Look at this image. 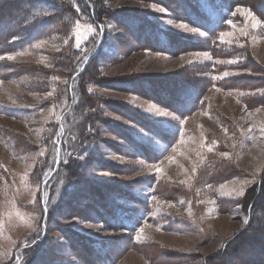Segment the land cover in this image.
Listing matches in <instances>:
<instances>
[{"label":"rangeland","instance_id":"obj_1","mask_svg":"<svg viewBox=\"0 0 264 264\" xmlns=\"http://www.w3.org/2000/svg\"><path fill=\"white\" fill-rule=\"evenodd\" d=\"M237 8L264 23V0H0V264H264V28Z\"/></svg>","mask_w":264,"mask_h":264},{"label":"snow or ice","instance_id":"obj_2","mask_svg":"<svg viewBox=\"0 0 264 264\" xmlns=\"http://www.w3.org/2000/svg\"><path fill=\"white\" fill-rule=\"evenodd\" d=\"M201 3H202V4H207V3H208V0H201ZM77 10H79V9H77ZM156 10H157V11H160V12L165 11V9H163V8H157ZM236 11H237V12H241V13H246V17H252L251 12H249V11H247V10H245V9L237 8ZM252 20H253V23H252V27H253V28H264V23H261L260 20L255 19V17H252ZM167 23H172V21L169 19V20L167 21ZM175 26H176L177 28L184 27L188 32H193V33H194V32H197V31H198V26H197V27H187L186 25H182V24H176ZM77 27H79V22L77 23ZM89 31H94V30L90 28ZM204 34H205L204 32H200V35H201V36H203ZM242 34H245V33H242ZM95 35H96V36H100V37H102V36H103V27H101V29H100L99 32H95ZM224 35H226V33H221V37H223ZM80 46H81L80 36H79V34H77V36H76V47H77V48H80ZM204 55H205V57H207V58H209V59L211 58V57H208V54H207V53H204ZM7 58H8V59H12L11 56H9V57H7ZM0 59H4V57H0ZM181 59H183V57H181ZM233 62H234L233 60H228V61H227V63H229V64H231V63H233ZM227 75H228V73L225 72V73H224V76H227ZM219 90H220V89L218 88L217 91H219ZM261 94H264V92H262ZM177 110H179V109H177ZM160 114H161V115H164L165 113L161 112ZM177 119H180V123H181V124L184 122L180 117H177ZM161 123H164V122H161ZM262 131H264V129H262ZM225 132L227 133V130H225ZM181 135H182V133H181ZM207 150H208L209 152H212V151H213V149H212L211 147H208ZM173 151H175V149H173ZM223 155H227V154L224 153ZM79 158H80V159H84L85 157H84L83 155H81ZM168 159H169L170 162L172 161V157H168ZM158 171H159V169H158ZM195 171H196V169L193 168V172H195ZM241 194H242V193H241ZM152 199H153V200H156L155 195L152 196ZM213 203H214V201H213ZM47 210H48V209H47V205L45 204L44 211H47ZM245 223H247V221H245ZM89 226H91V225H89ZM142 231H143V229H141V232H142ZM137 239H140L139 235L137 236Z\"/></svg>","mask_w":264,"mask_h":264},{"label":"trees","instance_id":"obj_3","mask_svg":"<svg viewBox=\"0 0 264 264\" xmlns=\"http://www.w3.org/2000/svg\"><path fill=\"white\" fill-rule=\"evenodd\" d=\"M252 9V8H251ZM255 12H256V14H257V16L259 15V17H261V16H263L264 15V13H263V11H260V10H256L255 9ZM261 18H264V17H261ZM134 26V25H133ZM136 27H140L138 24H137V26ZM210 27V26H209ZM143 30H146L145 31V33H148L149 34V29L148 28H143ZM151 32V31H150ZM156 32V33H155ZM151 35L153 36V35H155V36H157V38H156V40H155V42L156 43H158L160 46H158V47H160V50H164V51H166V53L167 54H171V51H173L174 50V48H172L171 46H170V44H169V39L168 38H165V36H160L159 35V33L157 32V31H154V30H152V32H151ZM149 39H151L150 38V36H149ZM173 87H169V90L170 89H172ZM160 88H158V89H156V90H159ZM192 90V89H191ZM152 95H154V92H152ZM170 97V96H169ZM195 98H196V94H194V99H193V101L191 102V106L190 107H192L193 105H194V102H195ZM135 145V144H134ZM264 191V189H261V193ZM259 207V206H258ZM121 214H124L123 212H119V213H117V215H121ZM261 231H258V232H256V234H258V235H260V234H262V233H260ZM236 242V241H235ZM231 249H233V254H234V252H236V251H238L239 250V247L237 246V245H234L233 244V247H232V244H231Z\"/></svg>","mask_w":264,"mask_h":264}]
</instances>
